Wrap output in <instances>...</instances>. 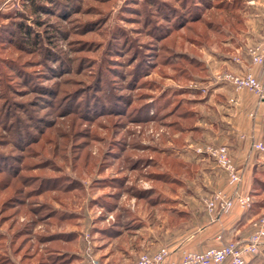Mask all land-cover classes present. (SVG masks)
I'll use <instances>...</instances> for the list:
<instances>
[{
  "label": "rangeland",
  "instance_id": "374dc122",
  "mask_svg": "<svg viewBox=\"0 0 264 264\" xmlns=\"http://www.w3.org/2000/svg\"><path fill=\"white\" fill-rule=\"evenodd\" d=\"M22 1L0 0V264H84L85 238L102 264L109 237L98 229L124 214L102 204L180 174L158 149L182 146L189 122L178 115L208 87L203 65L182 55L202 57L220 45L217 30L243 24L215 9L228 0H59L38 11Z\"/></svg>",
  "mask_w": 264,
  "mask_h": 264
},
{
  "label": "crops",
  "instance_id": "0c3cea01",
  "mask_svg": "<svg viewBox=\"0 0 264 264\" xmlns=\"http://www.w3.org/2000/svg\"><path fill=\"white\" fill-rule=\"evenodd\" d=\"M239 4L237 11L243 26L234 32L230 25L223 26L217 33L222 36L220 45L206 47L201 51L202 57H197L205 69V75L197 79L208 82V87L193 89L195 120L191 128L175 136H183L182 146L171 143L159 149L162 157L180 164L182 171L173 172L168 181H159L164 187L156 188V192L121 196L123 201L112 211L124 214L109 231L115 233L107 235L109 251L101 255L102 264H134L140 254L154 253L161 247H166L171 257L178 260L183 251L203 252L216 246L218 235L225 242L244 241L251 232V222L262 214L234 208L212 223L201 200L215 190L227 188L226 179L213 159L195 152L202 144L226 146L242 171L243 194L251 191L255 168L264 165V152L252 148L253 143L264 144V102L246 91L235 93L230 86L211 81L219 71L250 70L261 79L260 68L250 65L246 50L264 40V2L240 0ZM235 56L241 59L239 64L232 61ZM200 93L204 95L198 97ZM231 98L235 104L229 102ZM98 231L103 233V229ZM77 244L82 247V243ZM257 258L262 260L264 251Z\"/></svg>",
  "mask_w": 264,
  "mask_h": 264
},
{
  "label": "built area",
  "instance_id": "2783aa9c",
  "mask_svg": "<svg viewBox=\"0 0 264 264\" xmlns=\"http://www.w3.org/2000/svg\"><path fill=\"white\" fill-rule=\"evenodd\" d=\"M246 55L250 65L260 68L261 79L247 70L242 73H214L211 81L217 85L230 86L235 93L246 91L254 95L259 102H264V40L248 47ZM232 61L239 64L241 59L235 56ZM229 102L235 104V99L231 98ZM252 148L264 152L263 143H253ZM195 152L213 159L226 179L227 188L215 190L201 200L210 221H219L234 208L249 211L253 200L249 194L240 192L242 171L233 161L229 149L224 145L202 144ZM216 241V246L203 252L183 251L178 260L171 257L166 247H161L154 253L140 254L134 264H247L248 259L264 251V214L251 222V232L244 241L225 242L222 235H218ZM83 260L84 264H100L88 238H85Z\"/></svg>",
  "mask_w": 264,
  "mask_h": 264
},
{
  "label": "trees",
  "instance_id": "16d2710c",
  "mask_svg": "<svg viewBox=\"0 0 264 264\" xmlns=\"http://www.w3.org/2000/svg\"><path fill=\"white\" fill-rule=\"evenodd\" d=\"M239 1L240 0H231V2H221V3H217L215 6V9L216 10H225V13L227 12V16H229L228 18L232 19L234 18L231 13H234L236 12L240 7V4H239ZM47 3V5H45ZM56 3H59V0H23L22 3H20L22 6H28V7H34L35 10H40V8L42 7V9H44L43 7H46V8H50V5H53V4H56ZM201 4L204 6L205 5V1H201ZM194 7V6H193ZM172 9V13L175 14L177 9L175 7H171ZM193 9V8H192ZM178 12V11H177ZM221 12V15H222V12L223 11H220ZM179 13V12H178ZM183 14V13H182ZM220 15V16H221ZM180 16V15H177V17ZM238 21L237 23H242V19L240 18V15L238 14ZM20 16H18L17 18H19ZM22 18V16H21ZM179 18V17H178ZM215 18H218V16H216ZM213 18V19H210L208 21V26L213 28V29H219L217 28L218 26H221L222 25V22L220 23L219 21H216V19ZM227 18V19H228ZM180 19V18H179ZM185 20V17L183 18ZM18 25H23L22 27L21 26H18V29L20 30L19 27H21V29L24 31L25 35H30V33L28 32L30 27L28 25H26V22L25 21H22L20 23H18ZM230 27L232 28V24L230 23L229 21V24ZM226 24V26H228ZM223 26V25H222ZM221 26V27H222ZM18 30V31H19ZM218 32V30H217ZM37 37H40V36H37ZM47 37V36H46ZM182 56H185L186 59H188L190 65H193L192 67L194 66H200V65H203L202 62H200L198 59H196L194 56H187V55H182ZM204 69V67H203ZM203 69H200L199 71L203 72L204 70ZM181 73L184 72V70H181L180 71ZM194 77V79L196 80V77L197 78H200L201 76H194L192 75V78ZM184 101H180V103L182 104ZM179 107V105L177 106V108ZM178 119L180 121H183V122H189L188 123V126L187 127H183L180 129V132H184L186 129H189L192 127L193 125V122L195 120V117L193 115V111H188V112H181L179 113L178 115ZM175 125H177V123H174ZM158 153L159 155H161V151L158 149ZM167 162H170L172 165H171V171L175 170V172H180L182 171V168H181V165L178 164L177 162L173 161L171 158H167V156H164L162 157V165L166 164ZM171 178V175H168V174H164V173H158L157 174V180L163 182V181H168L169 179ZM115 181L117 180H120V179H114ZM121 182V180H120ZM112 184V183H111ZM121 186V183L118 184V187ZM151 192V191H150ZM133 194L135 195H138V194H145V193H149L148 191H141V190H137V191H134L132 192ZM131 193V194H132ZM264 194V165L263 166H260V167H256L255 170H254V176H253V179H252V184H251V191L249 192V195L251 196L253 202H252V205H251V208L249 211H251L252 213L254 214H260L261 211L264 209V198H262L261 196ZM255 198H262V199H255ZM103 207H105L107 210H113L115 205L114 203L110 204V203H105V204H102ZM111 229L105 231V229L103 230V232H105L106 235H109V234H112V233H115V232H112L110 233ZM112 230L114 231V229L112 228ZM57 239L59 238H63L64 236L63 235H55ZM54 238V239H56ZM74 255V254H73ZM75 256V255H74ZM258 255L257 256H254L252 257L251 261H247V264H253V262H257L258 261Z\"/></svg>",
  "mask_w": 264,
  "mask_h": 264
}]
</instances>
